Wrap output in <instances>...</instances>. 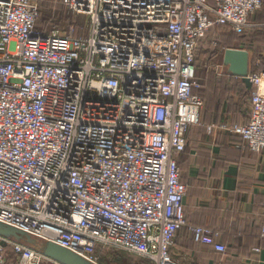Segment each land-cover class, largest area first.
I'll list each match as a JSON object with an SVG mask.
<instances>
[{"label":"built area","instance_id":"built-area-1","mask_svg":"<svg viewBox=\"0 0 264 264\" xmlns=\"http://www.w3.org/2000/svg\"><path fill=\"white\" fill-rule=\"evenodd\" d=\"M62 2L88 17L82 35L38 29L34 0H0V221L97 264L98 246L194 264L171 254L183 227L225 253L219 231L188 223L175 154L202 122L199 40L246 31L264 0ZM248 77L249 120L219 127L264 152V71ZM7 250L17 264H62L0 235L1 262Z\"/></svg>","mask_w":264,"mask_h":264},{"label":"crops","instance_id":"crops-1","mask_svg":"<svg viewBox=\"0 0 264 264\" xmlns=\"http://www.w3.org/2000/svg\"><path fill=\"white\" fill-rule=\"evenodd\" d=\"M249 22L251 26L242 33L226 26L217 27L228 28L239 39H251L262 47L258 59L243 45L225 48L246 49L250 54L249 72L264 71V3ZM226 49L221 63L206 70L216 79L210 83L207 76L204 93H198L204 100L202 122L186 132L185 149L177 159L187 186L184 197L187 219L219 231L228 253L222 256L209 245L197 244L183 227L171 247L173 259L180 263L264 264V239L260 236L264 223V152L248 148L241 144L240 136L219 127L245 123L251 116L252 87L241 77L225 71ZM204 78L206 75H201L200 83ZM209 126L213 128L209 130ZM255 247L260 248L259 252L253 250Z\"/></svg>","mask_w":264,"mask_h":264},{"label":"rangeland","instance_id":"rangeland-1","mask_svg":"<svg viewBox=\"0 0 264 264\" xmlns=\"http://www.w3.org/2000/svg\"><path fill=\"white\" fill-rule=\"evenodd\" d=\"M40 6V0H34ZM57 16L61 18L60 20V31H64V27L68 22L67 14L59 9L56 10ZM66 16V18L64 17ZM72 19V15L70 16ZM228 28L225 27H215L209 30L200 40L197 48V72L199 75L197 78L200 82L201 75L207 70V68L219 65L221 63L222 53L226 46H240L243 45L248 47L252 52L253 58L258 59L257 55L262 49L258 44L247 39H239L233 36L234 32H228ZM247 37V36H246ZM245 37V38H246ZM250 41V42H249ZM198 89V88H196ZM100 264H148V260L137 255L120 250L112 249H99ZM8 254H11L8 256ZM17 256L13 254L10 250L5 253V261L0 264H17Z\"/></svg>","mask_w":264,"mask_h":264},{"label":"water","instance_id":"water-1","mask_svg":"<svg viewBox=\"0 0 264 264\" xmlns=\"http://www.w3.org/2000/svg\"><path fill=\"white\" fill-rule=\"evenodd\" d=\"M223 66L227 73L241 77L249 88L252 87L248 77L250 54L246 49L227 48L223 56ZM0 235L23 242L62 264H97L68 248L51 241H41L32 234L2 221H0Z\"/></svg>","mask_w":264,"mask_h":264},{"label":"trees","instance_id":"trees-1","mask_svg":"<svg viewBox=\"0 0 264 264\" xmlns=\"http://www.w3.org/2000/svg\"><path fill=\"white\" fill-rule=\"evenodd\" d=\"M206 1L209 4H211V5H214V3H215L214 0L213 1L212 0H206ZM40 2L41 3H40V6H39V16H38L37 21H36V27L38 29H40L44 33L49 34V33L52 32L53 29L60 28V23L59 22H60L61 18H59V16H57V12H56V10L60 8V10L64 12V15L67 14V17L69 18L68 22L66 23V25L64 27V29H68L70 26H74L75 27V31H76V35L79 36V35H82L84 33L86 25L88 23V17L86 15H74L70 10H68V8L62 2V0H40ZM71 15H72V19H70ZM64 17L66 18V16H64ZM228 32L232 33V31H228ZM233 36L235 38H238L236 33H233ZM229 46H232V45H229ZM203 75H206V79L204 78V79L201 80V86H203V87L200 86L201 88L194 89V91L196 93H202V94L204 93V89L203 88H204V85H205L204 84L205 81L207 82V76L209 77L210 83L214 82L215 79H216L215 77H213L212 74H207L206 71L202 74V76ZM249 118H248V120H249ZM191 127L192 126H190L189 129ZM241 139H242V137H241ZM241 144L245 145L244 142H243V139L241 141ZM180 153L181 152L175 154V158L176 159H177V155L180 154ZM177 162H178V159H177ZM178 166H179V162H178ZM180 178H181V181L184 184H186L185 181L183 180L182 176H181V173H180ZM184 211H185V208H184ZM186 218H187V216H186ZM187 221L190 224H195V223L190 222L188 219H187ZM204 226H206V225H204ZM207 227H209V226H207ZM185 228L188 229V227H185ZM260 231H261V228H260ZM99 249H103L104 250L105 248L98 246L97 249H96L98 254H99V252H98ZM108 249H110V248H108ZM112 250H114V249H112ZM227 253H228V249H227V251L225 253H222L221 255L223 256V255H226ZM148 264H152V262H150L148 260Z\"/></svg>","mask_w":264,"mask_h":264}]
</instances>
